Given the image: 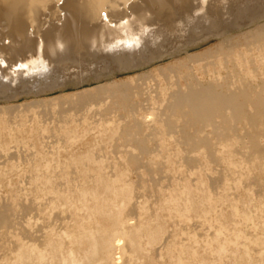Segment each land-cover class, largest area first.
Returning <instances> with one entry per match:
<instances>
[{
  "label": "bare ground",
  "instance_id": "6f19581e",
  "mask_svg": "<svg viewBox=\"0 0 264 264\" xmlns=\"http://www.w3.org/2000/svg\"><path fill=\"white\" fill-rule=\"evenodd\" d=\"M58 1L59 0H0V20H3L4 22H1L6 23L9 28L8 31L6 30L7 35L4 38L7 40L9 39V42L3 43L2 45L0 44V61L3 65L5 64V66L0 67V77L1 75L2 78H4V76H9L12 82L20 78V76L23 75L24 72L26 73L25 77L27 74H30L29 78H31L32 76H39V73L41 71L40 66L43 59L41 57V54L43 52L45 38L51 31L57 32L56 37L58 41V46L60 48H67V51L69 50L68 52L72 53L74 47H84L87 45L89 46L88 52L92 56L97 57L96 55L100 51H102L106 53L107 56L111 57V59L118 64L120 69L126 70L165 56V53L167 52V50L166 52L164 51L166 49L165 45L168 43L171 44L173 40L175 41L174 38L179 35L178 32H181V30H184L186 34L191 35L188 36V42H186L185 40L186 46H191L192 44H198L210 38L211 36L223 37L226 31V29H223V19L234 18V22L237 23L242 20L253 21L256 18H264V0H80L82 3H79L80 5L78 3L77 5L75 4L72 9H69L68 7L70 5L69 1L63 0V5H58ZM74 3H76L75 0ZM156 7L159 8V13H156L157 11H152V9H155ZM148 10L152 11V13ZM166 10L170 12V15L167 18H162L160 13ZM48 11H55V14H58L56 22H53V20L51 22L49 15H46V12ZM140 11H143V13H140L139 15ZM111 23L113 24L110 25ZM181 33L184 34L183 32ZM185 36L187 38V35ZM26 46H29L30 48H35L36 52L39 55L38 60L33 58L36 61L28 62L24 60V58L20 57L21 55L19 52L24 50ZM151 47L156 48L155 51H150ZM2 52H8V54L12 53L15 55L6 57L7 55L4 56ZM29 53L31 54V52ZM187 58L193 63L203 62L200 65L199 69L203 76L209 77H212L213 74H215L217 77V74L220 73L222 69L227 68V64L232 61H237L238 63L246 62L248 64H252V66H255L256 64H259L260 62L264 61V25L255 30L246 32L245 34H243L242 37H238L237 39L233 38L231 41L228 42L227 39H223L220 42L219 46L215 47L214 49L206 50L202 53L195 54L192 56L189 55V57ZM176 64L178 65V63ZM179 64H181V62ZM14 66H19L21 68L18 70H14ZM180 66L178 67L180 68ZM192 67L194 69H191ZM192 67H187V71L185 72L186 74L184 75V77L189 80L187 82V85L185 86V90H182V88L180 89L181 86L178 83L179 89L175 88L176 90L174 89L175 91H173L167 99L160 100V102L162 101V105L164 107L163 109L170 113L171 118L173 115L177 119H181L182 127L185 128L186 126H192V128H195L196 133L203 131V129L205 127L207 128L208 126H211L213 128L212 130L217 132L218 123L225 125L229 121H246L251 126L260 128L262 133H264V98L258 93H256V91L254 92V89L251 88L252 86H247V84L243 87H238L233 90L225 91L220 89L219 91L218 88H224L226 86L230 87V84L228 82L229 80L224 79L221 82L217 81L215 83L211 81L206 83L205 85L193 83L192 79H195L197 77L196 72H194L197 68H195L194 66ZM170 68L171 70H169L170 72H173L172 77L174 79V75L175 78L178 76L175 71L176 68L172 66ZM172 68H175V72ZM179 68L177 69L179 70ZM168 69L164 68V70L167 71ZM158 71H160V69ZM161 71H163V68ZM178 73L180 74V72ZM161 74L165 77L167 72L163 71L161 72ZM218 75L220 76V74ZM139 76H141L142 81L143 75ZM153 77H155V75ZM164 77L162 80L167 79V77L165 79ZM145 78L146 77H144V79ZM149 78L151 77L149 76ZM158 78L156 80H158ZM156 80H154V82L157 83ZM135 81L136 80H127L110 85H107V83V86L104 85L103 87L99 85L101 87V89L99 88V94L104 91L105 93H107V95L104 93L106 96H103L111 98V100L108 99V101L110 100L109 104L118 106V108L120 106L122 109L127 108V105H129V109H131L129 112L128 110H126L128 114L126 113L125 117L128 118V122L130 123L124 125L123 121L124 126L122 125L123 128L121 130V135L125 133L131 134L133 132L132 134L135 136V133L137 134L142 130V127L145 122H148V120L150 121V119L152 120L153 117L151 118V116H154H145L144 112L141 110L140 111L143 112V115L135 113L138 110L135 108L134 104L131 105L130 102L133 100V97H131L129 94L139 92L140 87H142L141 85H139V82L136 83ZM13 83L14 82H12V84ZM150 83L152 84V81ZM173 84L176 85V83ZM48 88L50 89V87ZM261 88L264 90V84L261 85ZM96 89H98V87ZM141 89V92H143V88ZM95 92L82 93V96H80V93L79 96L77 94V98L80 97L81 102H88L91 100L90 103L87 104L92 103L91 105H93L94 103L95 105H97L98 103L102 102V100H97V97L99 96H96V94L98 93ZM102 94L103 92L100 96H102ZM139 94L140 93H138L137 95L140 96ZM165 95L167 96V94ZM143 96L146 97L145 95ZM105 97L103 99H105ZM150 97L152 98L153 96ZM77 98L75 100H77ZM113 98H115V100H113ZM130 98H132L131 101ZM145 100H142L143 103L145 102ZM136 101L139 103L140 100L138 101L137 99ZM148 101L146 100V102ZM41 103L44 104L45 102L42 101ZM34 104L36 106L38 105L37 103ZM62 104L63 102H61V108L63 107ZM77 105H79V103ZM138 105L140 106V104H137L136 106L138 107ZM148 105L149 103L147 104V106ZM80 106H78L79 109H82L80 108ZM88 107L89 106H87V108ZM140 107L142 108V106ZM250 107L253 108L252 112L249 111ZM8 108L11 109L13 107L11 106V108ZM111 108L112 106L109 108V111ZM2 109H4V112L6 111L5 108ZM100 109L99 111H101ZM1 112L4 113L2 110ZM65 113L69 112H64L63 114ZM71 114L72 113H70V117ZM85 114L87 115L88 113ZM93 114L95 113L93 112ZM124 114L122 115L124 116ZM62 116L60 117L61 119ZM66 116L64 115V117ZM72 117L74 118V115ZM79 119L81 120V118ZM69 123H71V121H69ZM166 123L167 128L169 130L172 131L175 128L174 123H172L171 120ZM64 124L66 125L67 123ZM220 135L227 137V132L222 130L220 132ZM182 139L184 143L189 145V152H193L201 146L205 147V149H208L207 152L214 151V149L211 147L209 139L205 137L196 138L192 133L190 135L186 132ZM132 141L138 146V148H140L141 151H139L141 153H146L148 155V148L145 146L146 140L144 141V139L137 138L135 136ZM136 145L134 147H136ZM252 150L254 152L264 154V147H260V143H258L254 137H252ZM219 152L222 153L221 150H219ZM150 154L148 156L152 158L153 156L151 157ZM223 154L224 153H222L221 156H218V159H221V163H228L230 160L228 159L227 161ZM136 155L137 154H129L130 160L128 158V161H126H132V164L135 163L136 167H133H135L137 171V168L140 169V167H143V164H146L151 159L148 160L146 163L140 164V158ZM211 155L209 154L208 156L210 157ZM155 156L156 155H154V157ZM213 158L215 157L213 156ZM153 159L152 160L155 161V158ZM186 159L192 161L190 155H187ZM186 159L183 158L182 161ZM196 159L197 158H195V160ZM186 161L187 163H190V161ZM93 162L94 165L93 163L92 165L95 166L97 162ZM154 164L155 162L152 163L153 166ZM162 164H164V161ZM83 165L85 167L86 164L84 163ZM153 166L152 168H154ZM175 166L176 165H174V167ZM100 168L101 167L99 164H97L96 168H94L95 170L93 176L95 178L93 177L94 181L92 180L93 184L91 183L92 185L90 186L87 185V182L90 181L86 180L87 176L83 175V177L81 175L83 177L81 181L82 183H80L79 185H75L76 189L74 187L72 188V190L74 189L75 193H73L67 198L62 197L59 191L55 190L56 184L55 182L53 183V179L51 181V179L47 176H40V188L43 191L44 195H46V197L48 196L49 198L44 203L41 202L38 204H33L35 205L34 209L36 210L38 215L44 216L45 214L43 212L45 211V207H49L50 205L51 209H54L56 208V206L61 204L62 201L73 203L75 200H80L79 205L82 209L86 210L87 216H89L91 220L86 223L81 222L79 224H68L67 226L70 229H66V231H56L55 229L53 230V228L51 229V226L49 227L50 230L41 231L43 229L42 226L40 227V230L35 231L36 233L34 232V234L30 233V235L28 231L30 229H27V227L26 229H21L23 228L21 226L20 229L23 231H21V236L20 234L18 235L19 243L14 242L17 245L19 244L18 250L17 245L15 248L17 252L15 253V251L12 249L15 253V255L12 254L14 257L12 256L13 258H11V260L9 259L10 261L8 262H2L3 260L1 259L0 264H264V252H262L264 251V249L261 247L260 249H262V251L258 249L260 250V252L257 251L258 253L255 255V247L252 248L249 245L251 243V236L249 237L247 235L248 232L246 233L245 229H243L244 227H242L241 225V209L235 204L228 205L227 203H229V201H227L224 196H219L218 198H215L205 188L203 189L202 187H195V185L191 186L190 184H185L183 185L182 191H172L168 193V195L164 197L163 200H161L162 202L160 201L161 205L159 206V210L169 212L170 216L175 215L181 219H188L186 215L196 213L199 210H203L209 213H215L219 217V219L222 220L221 223L215 227L213 233H209L210 235L207 234L208 232L206 233L207 237L203 240H197L194 237H189L191 238L189 243L187 242L186 244L182 241V244L180 245L178 243L179 247H176L175 245H178L176 244L177 242L172 243L169 240L171 239V234L168 233L169 231L167 230V226L165 224L167 220L165 219L166 217L163 218L164 213H159V215L155 212V214L153 213L154 217L149 219L145 217V220L140 219L141 217L139 218L140 215H138L139 220L136 222L131 221L125 217L124 211L131 204L132 200L136 198V192L133 191L134 183L129 181L130 179H126V173L124 172V170H121L122 167L120 168V170L123 172L120 171V173H117L114 177L107 176L106 173L105 175L104 172L101 170L102 168ZM164 169L165 168H163V170ZM143 170L141 168V170H138L137 173H143ZM156 170L158 171V169ZM148 172H145V174L147 173L146 175H148ZM83 173L86 174V172ZM38 174L41 173L39 172ZM162 174H160L159 172V177ZM193 174L196 173L193 172ZM140 175L143 176V174ZM140 175L138 174L137 176ZM154 175L153 177L155 181L157 180V178H155L156 175ZM149 177L146 176V178ZM78 178L79 177H77L76 179ZM90 178L93 179L92 177H89L87 179ZM160 179H162V177H160ZM143 180L140 181L142 182ZM74 182L76 183L77 180H74ZM198 182L200 183V185H205V181L203 179H198ZM53 195L56 196H54L56 200H54ZM134 201L135 200H133V202ZM219 204L220 210L217 209ZM226 204L229 207L228 209L222 207ZM22 205L24 206L25 204ZM23 208L24 210L27 209L26 206H24ZM7 210L8 209L6 208V210L4 211ZM10 214L11 212L9 213V215ZM58 216L60 218L59 214ZM8 217L9 216H7L5 212H0V226H6L10 223V218ZM242 218L243 220L253 219V213H247L245 214V217ZM24 223L29 222L25 221ZM231 224H233L234 227H231ZM11 225L9 227H11ZM235 225L239 226V228H236ZM0 229H3V227ZM26 238H29L30 240L26 241ZM0 240L2 241V239ZM2 246L4 247V245ZM3 247L0 248V250H3L5 248Z\"/></svg>",
  "mask_w": 264,
  "mask_h": 264
},
{
  "label": "rangeland",
  "instance_id": "374dc122",
  "mask_svg": "<svg viewBox=\"0 0 264 264\" xmlns=\"http://www.w3.org/2000/svg\"><path fill=\"white\" fill-rule=\"evenodd\" d=\"M67 1L70 2V5L68 6L69 9H72L75 4L77 5V3L78 4L82 3L80 0H79L80 2L75 0L76 3H74V0H67ZM58 5H63V0H59ZM152 11L155 12L157 11L156 13H159L158 12L159 8L156 7L155 9H152ZM152 11L149 12L152 13ZM167 11L168 10L160 13L162 18L163 17L167 18L170 15V12L168 11L167 13ZM55 13H56L55 11L46 12V15H49V18L51 19V22L52 20L53 22L54 21L56 22V18L58 14ZM140 13L142 14L143 11H140L139 15ZM1 21L3 20H0V35H1L0 44L2 45L3 43L9 42V39L8 40L4 39L7 35V31L9 28L6 25V23H3L4 21L3 22ZM222 21L224 22L223 29H226L225 35L223 37L211 36L210 38L198 44H194L195 46L193 44L191 46L190 45L186 46L185 40L186 42H188L187 41L189 40L188 36L191 35H188L184 32V30H181V32H183L184 34L178 32L179 35L177 33L178 36L174 38L175 41L173 40L174 42L172 41L171 44L168 43L165 45L166 49L164 51L166 52L167 50L165 56L126 70L120 69L118 64L115 61H113L111 57L107 56L106 53L102 51L98 53L99 55L98 54L96 55L97 57L92 56L88 52L89 46L87 45L84 47L83 46H76V48L74 47L72 53L68 52L69 50L67 51V48L65 49L62 47L60 48L58 46V41L56 37L57 32L53 31L54 32L53 33L51 31L45 38L43 52L41 54V57L43 58L42 59L43 63L41 62V66H40L41 71L39 73V76L37 77L32 76L31 78H29L30 74L29 75L27 74L25 77L26 73L24 72L23 75L20 76V78L16 79L15 81H12L14 82L13 85L8 75H7L8 77L4 76V78H2L1 75L0 77V209L1 211L5 212L7 216H9L8 218H10L9 219L10 223L7 224L6 226H0V228L3 227V229L4 228L7 229V230L0 229V239H2V241L0 240V245H1L0 248L3 247L2 245H4L5 247V248L3 247L4 251L0 250V261L2 259L3 260L2 262H8L11 260V258L14 257L13 255H15V253L17 252L15 249L17 244L15 243L19 241L18 235L20 234L21 236V231H23L21 229L24 228L26 229L27 227V229H30L28 230L30 235V233L34 234L35 231L40 230V227L42 226L43 229L41 228L42 229L41 231L50 230V228L51 229L53 228V230L55 229L56 231L59 230L66 231V229H70L67 226L68 224L71 223L79 224L81 222L83 223L89 222L91 218L87 216L86 210L82 209L81 206L79 205L80 200H75L73 203L62 201L61 204L56 206V208L54 209L52 208L53 210L50 207L51 205L49 207H45L44 209L45 211L43 212L45 215L44 216L41 215L43 217L37 214L36 210L34 209L35 205L33 204L34 203L38 204L41 202L44 203L49 198L48 196L46 197V195H44L43 191L40 188L41 186L39 180L40 176L43 175L47 176L51 179V181L53 179V183L55 182L56 184V185L54 184L56 186L55 190L59 191L62 197L67 198L73 193H75L74 189L72 190V188L73 187L75 188L76 187L75 185H79L80 183H82L81 181L82 178L84 177L83 175H86L87 178L94 177L93 176L95 170L94 168H96L97 164L100 165V167L102 168L100 169L104 172V174L106 173L107 176L110 177H114L117 173H120L121 170H124V172L126 173L125 177H127L126 179H130L129 181L135 184V185L133 184V191L136 192L135 193L136 198L133 199L135 200L134 201L135 203L132 200L131 204L125 209L124 211L125 217L131 221L136 222L139 220L140 217H141L140 219H144L145 217L148 219L154 217L153 215L155 214V212L158 214L164 213L163 218L166 217L165 219L167 221L165 224L167 226V230L169 231L168 233L171 234L170 235L171 239L169 240L172 243L177 242L176 244L179 243L181 245L183 241V243L185 242L187 244V242L189 243L192 237H194L197 240H203L204 238L207 237V234L213 233L215 227L218 226L222 221L215 213H209L203 210H199L196 213L186 215L188 219L187 218L181 219L175 215L170 216L169 212L164 210L163 211L159 210V206L161 205L162 202L161 200H163L164 197L168 195V193L175 190L182 191L183 185L190 184L191 186L195 185V187H199V188L202 187L203 189L205 188L215 198H218L219 196H224V198H226L227 201H229V203H227L228 205L229 204L237 205L241 209L240 212V220L242 222L241 225L242 227H244L243 229H245V232L246 233L248 232L250 234L249 235L247 233V235L249 237L251 236L250 237L251 243L249 245L252 248L255 247L254 248L255 253L254 252L253 253L256 255L258 253L257 251L259 252L260 250L262 251V249H260L261 247L264 249L263 246L264 245V228H263L264 227V217H263L264 216V154L254 152L252 150V137H254L258 143H260V147H264V133H262L260 128L253 127L250 124H248L246 121H242V122L229 121L225 125L218 123L217 132L212 130L213 128L211 126H208L207 128L205 127L203 131L196 133L195 128L194 127L192 128V126H186L185 128L182 127L181 119H177L173 115L171 118L170 113L163 109L164 107L162 105V101L160 102V100L167 99L173 91L179 89V84L181 86L180 89L182 88V90L183 89L185 90V86L187 85V82L189 80L186 79L184 75L186 74L185 72L187 71V67L189 66L191 67L194 66L195 68H197L196 71H194L196 72L197 77L195 79H192L193 83L205 85L206 83L211 81L215 83L217 81L221 82L222 80L227 79L229 80L228 82L230 84L229 85L230 87L226 86L224 88H218L219 91L220 89L229 91L236 89L238 87H243L244 85L248 84L247 86L250 87L252 86L251 88L254 89L253 91L254 92L256 91V93H258L264 98V90L261 88V85L264 84V61L260 62L259 64H256L255 66H252V64H248L246 62L238 63L237 61H232L227 64L228 65L227 68L222 69L220 73H218L220 74V76L217 74L216 77V75L213 74L212 77H209V76H203L201 74L199 68L203 62L193 63L187 58L189 57V55L192 56L195 54L202 53L206 50L214 49L215 47L219 46L220 42L223 39H227V42L231 41L233 38L237 39L238 37H242L243 34H245L246 32L255 30L261 27L262 25H264V18L261 19L256 18L253 21L242 20L237 23L234 22V18L223 19ZM112 24L113 23H111L110 25ZM185 35H187L188 39L186 38ZM1 45H0V52H1ZM29 48H30L29 46L28 47L26 46L24 50L20 51L19 52L21 55L20 57L24 58V60L28 62L36 61L34 59L38 60L39 55L36 52L35 48L34 47L30 49ZM151 48L150 51H155L156 49L154 47ZM29 52H31V54ZM2 54L4 56L7 55L6 57L15 55L12 53L8 54V52L6 53L2 52ZM180 62L181 64H179ZM176 63H178V65ZM2 66H5V64L3 65L0 61V67ZM169 66L176 68V70L175 68L172 69L173 71L174 70L176 71L179 78L178 76L175 78L174 75V79H173L172 77L173 72H170L171 68ZM178 66H180V68ZM168 67L170 70L168 69ZM20 68L21 67L19 66L13 67L14 70H18ZM162 68L163 71L167 72L165 77L161 74V72H163L161 71ZM164 68L165 69L167 68L168 71L164 70ZM177 68H179V70ZM159 69L160 71H158ZM191 69L194 68L192 67ZM178 72H180L181 75ZM138 74L143 75L142 81H141V76H139ZM136 75L138 78L136 77ZM148 75L151 78H149ZM154 75L155 77H153ZM156 76H158L159 78ZM144 77L146 78L144 79ZM163 77L164 79L167 77L168 80L167 79L162 80ZM157 78L159 81L156 80ZM131 79L136 80L135 82L136 83L139 82V85L142 86L140 87L139 92L129 94L131 97H133V100H135L133 101L132 98H130V101L132 100L130 102L131 105L134 104L135 108L138 110L135 113L143 115L144 112V115L149 117L150 115H154L151 116V118L153 117L152 119L153 121L151 119L150 121L148 120V122H145V124L143 125L142 130L137 134L135 133V136L137 138L144 139V141L146 140L145 146L148 148V149L146 148L147 153L148 155L152 153L150 154L151 157L153 156L152 158H150L146 153L140 152L141 151L140 148H138V146L132 141L135 137L132 134L133 132L131 134L125 133L121 135L122 134L121 130L123 126L125 124L130 123L128 122V118L125 117L126 113L128 114V112L131 110L129 109L130 108L129 105H127V108L125 109H122L119 106L120 108L119 109L118 106L109 104L111 98L105 97L107 93L102 91L103 92L102 96L106 94L103 97L100 96L102 92L99 94L100 92L99 88L101 89L99 85L103 87L104 85L107 86L110 84H114L118 82L120 83L127 80L132 81ZM176 79H178L179 81ZM154 80H156L157 83L154 82ZM151 81L152 84L150 83ZM142 83L146 85H143ZM173 83H176V85ZM158 84L160 87L158 86ZM144 86H148V87H144ZM48 87H50V89ZM97 87L98 89H96ZM141 88H143V92H141L142 91ZM94 90L95 91L99 90V91L95 92ZM92 91L99 94V95L96 94V96H99L97 97V100L101 99L102 102L100 103L97 102L98 103L97 105H95L94 103L93 105H91L92 103L87 104L90 103L91 100L88 102L87 101L81 102L80 101L81 98L80 97L77 98L81 92L93 93ZM150 91H152L153 93ZM82 93L80 96H82ZM138 93H140L139 94L140 96L137 95ZM165 94H167V96ZM143 95H145L146 97H144ZM150 96L153 97L151 98ZM75 97L77 98V100H75L76 99ZM104 97L105 99H103ZM108 99L110 100L108 101ZM137 99L138 101L139 100L142 101L146 99L147 101L149 100L151 102L149 101L146 102L145 100L144 103L143 101L142 102L139 101L138 103L136 101ZM113 100H115V98H113ZM42 101L45 103L44 104L41 103ZM61 102H63L62 104L64 107V108L62 107L63 110L61 108ZM77 102L79 103V105H77L78 104ZM34 103L37 104L39 103V104L36 106ZM135 103L140 104L142 108L139 105L138 108L136 106L137 104ZM148 103L149 105L147 106ZM14 105L16 108L14 107ZM11 106L13 108H11ZM78 106H80V108L82 109H79ZM87 106L91 108L89 107L87 108ZM111 106L112 108L109 111V108ZM8 107H10L11 109H9ZM94 107L100 113H98ZM2 108H5L6 111L4 112V109ZM98 108L99 109L101 108L100 110L103 111L102 112L99 111ZM1 110L4 113H2ZM88 110H91L92 112ZM126 110H128V112H126ZM140 110L143 112H141ZM63 111L69 113L63 114L64 113ZM104 111L107 113V115ZM249 111L252 112L253 108L250 107ZM93 112L96 115L93 114ZM58 113L61 116L63 115L62 119L60 118L61 116ZM70 113H72L71 117L74 115V118L70 117ZM85 113L88 114L86 115ZM122 114H124V116ZM64 115L67 116L64 117ZM79 118H81V120ZM64 120L68 122H65ZM170 120L172 123H174L175 126V128L172 131L167 128V123H166L169 122ZM69 121H71L72 124L69 123ZM123 121H124V125H123ZM64 123L67 124L65 125ZM222 130L227 132V137L220 135V132ZM186 132L189 133L190 135L192 133L196 138L205 137L209 139L211 143V147L214 149V151L207 152L208 149H205V147L201 146L197 148L195 151H193L194 154L192 151L189 152V145L184 143L182 139ZM133 143L136 145V147H134L135 145ZM219 150H221V152L224 153L223 155L225 156L227 161L228 159L230 160L228 163H221L222 161L220 162L221 159H218V156H221L222 153H220ZM137 152H140L141 155L143 154L144 155L141 156L140 153ZM129 154L130 155L137 154L136 156L140 158L139 159L140 164L146 163L150 159L151 160L148 161L146 164H143V167H140V169L137 168L136 171L135 163L132 164L131 163L132 161H129L130 163L127 162L129 158ZM209 154L210 155L212 154L210 156L212 159L208 156ZM154 155L156 156L154 157ZM187 155L191 156L192 161L186 159ZM213 156L215 158H213ZM153 158H155V161H153L154 160ZM183 158L188 160V162L190 161L191 164L187 163L186 160L182 161ZM195 158H197L196 160L198 161V163L195 160ZM93 161L97 162L95 166H93L94 165ZM163 161L164 164H162ZM154 162L155 164L153 166L152 163ZM84 163L86 164L85 167L83 165ZM173 163L174 165H176L175 167ZM188 165L192 167H189ZM129 166L130 168L132 167L131 169L134 168L135 170L134 169H133L134 171L131 170ZM152 166L154 168H152ZM187 167L190 169H188ZM141 168L142 170L144 168V170L142 171L143 173H137L138 170H141ZM163 168L165 169L163 170ZM156 169H158V171ZM39 172L42 175L38 174ZM83 172H86V174ZM145 172H148L149 173L148 175L151 178L148 175H146L147 173L145 174ZM159 172L160 174L163 173L160 176L162 177V179H160L158 175ZM193 172L196 174H193ZM152 173L154 174L156 173L155 174L156 176ZM138 174L139 175L143 174V176L142 175H140L142 177L137 176ZM145 175L149 178H146ZM153 175L155 176V178H157V180L154 181ZM76 176L79 177L80 179L79 178L76 179L77 178ZM87 178L86 180H90L87 182L88 183L87 185L89 186L92 185L93 184L92 180L94 181L95 177L93 179L91 178L87 179ZM143 178L146 181H144ZM139 179L143 180L144 182L143 181L141 182ZM198 179H203L205 181V185L204 186L200 185ZM74 180L75 181L77 180V182L79 181L78 184L77 182L75 183ZM37 196L39 199L37 198ZM54 196L55 195H53V197ZM55 197L54 200H56ZM22 204H25L24 206H26L27 208L26 210H24L23 208L24 206ZM227 204L223 205L222 207L228 209L229 207ZM19 207L22 209H20ZM6 208L8 210L4 211L6 210ZM217 209L220 210V204L218 205ZM10 212L11 214L9 215ZM247 213H253V219L243 220L242 217H245V214ZM58 214L60 215V218ZM138 215H140L139 218ZM43 219H45L46 221ZM25 221L29 223H24ZM23 223L25 224V226ZM251 223L253 224V226ZM10 225L11 227H9ZM21 226L23 228H21ZM230 226L234 227L233 224H231ZM235 226L236 228H239V226L237 225ZM7 232L9 233V235ZM27 240L30 239L26 238V241ZM179 244L175 246L179 247ZM18 245H17V250H18ZM12 249L15 251V253L13 252Z\"/></svg>",
  "mask_w": 264,
  "mask_h": 264
}]
</instances>
